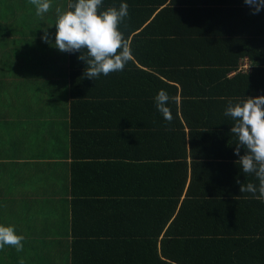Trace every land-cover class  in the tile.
Returning a JSON list of instances; mask_svg holds the SVG:
<instances>
[{"label":"crops","instance_id":"obj_1","mask_svg":"<svg viewBox=\"0 0 264 264\" xmlns=\"http://www.w3.org/2000/svg\"><path fill=\"white\" fill-rule=\"evenodd\" d=\"M68 3L51 0L52 8L41 17L31 0H0L1 23L34 31V41L21 44H9L18 36L4 31L0 44V224L25 237L22 251L7 245L0 250V264H20L21 259L24 264H264V201L239 191L237 179L259 182L236 163L237 137L230 131L234 121L224 115L225 109L212 108L206 123L214 126L215 134L223 128L227 136H213L212 146L196 157L187 147L184 157L158 158L155 144L140 138L114 155L109 135L115 127L109 126L118 121L102 106L88 110L95 113L85 115L88 133L77 136L72 147L67 52L42 39L47 29L54 42L56 8L67 10ZM156 12L135 11L119 27L128 30L129 22L144 18L139 27L129 29L132 34L143 31ZM115 87L121 94L133 92L122 82ZM119 111H127L121 124H156L150 108ZM245 151L241 147L240 155ZM184 170L186 184L177 196L173 179ZM177 198L168 217V200ZM205 205L218 212L244 208L247 215L206 218ZM179 208L183 215L194 214L173 218ZM184 225L196 242L210 230L237 243L217 251L221 259L204 260L201 249L176 255L172 251L170 258L168 231L172 229L175 239L188 238L181 231Z\"/></svg>","mask_w":264,"mask_h":264},{"label":"trees","instance_id":"obj_2","mask_svg":"<svg viewBox=\"0 0 264 264\" xmlns=\"http://www.w3.org/2000/svg\"><path fill=\"white\" fill-rule=\"evenodd\" d=\"M121 3L124 2L103 0L99 11L106 10L109 6L119 8ZM126 3L129 5V14L135 11L149 14H153L155 10L157 12L149 22L150 28H154L152 31H149L148 26L138 33L130 32L129 29L139 27L144 18L135 24L129 22L132 26L128 30H122L125 37L130 38L134 57L123 71L107 76L101 74L96 80L89 79L84 76L86 61L78 59L81 53L67 52L72 147L77 136L88 133L83 124L85 115H95L94 111L88 110L102 106L108 110L110 118L118 121L109 126L115 127L109 135V147L114 155L125 150L132 139L140 138L155 144L158 158L184 157L187 147L190 154L196 157L212 146L209 141H212L213 136H227L222 133L223 128L215 134L214 126L206 123L212 114V108L223 110L227 108L229 100L235 103L246 96L264 95L261 90L264 91L261 85H264V10L253 15L244 0H154ZM6 16L4 11L2 19ZM27 29L28 31L22 32L15 23L8 26L0 22V44L5 42L2 36L4 31L18 36L17 39L11 38L9 44L34 41L33 29ZM244 62L248 64L246 69L241 67ZM137 63L152 71L139 68ZM120 82L129 85L133 92L119 93L115 85ZM103 84L106 85L105 88L101 87ZM90 85L92 86L89 87ZM160 89H165L170 98L178 100L175 102L170 99L168 102L173 115L171 123L156 108L155 96ZM89 90L92 94L88 93ZM137 107L150 108L155 113L156 124L119 123L127 112L119 110ZM184 161L183 159L181 163ZM183 172L184 174H177L173 179L175 189L178 188L175 192L177 196L186 184L187 170ZM177 202L178 198L173 202L168 200V217L174 214ZM210 208L211 205H205L206 218L247 215L244 208L239 211L224 208L220 212L211 211ZM213 212V217L208 216ZM193 214L190 216L189 212L183 215L179 208L173 218H190ZM184 229L185 225L181 231L187 236L188 230L185 232ZM205 231V238L201 243L192 240L190 236L175 239L172 229L168 231V257L173 258L172 251L176 255L180 250H190L193 253L201 249L204 260L221 259L217 251L227 250L237 243L222 238L223 236L217 238L218 234L214 231ZM76 251L74 248V258Z\"/></svg>","mask_w":264,"mask_h":264},{"label":"clouds","instance_id":"obj_3","mask_svg":"<svg viewBox=\"0 0 264 264\" xmlns=\"http://www.w3.org/2000/svg\"><path fill=\"white\" fill-rule=\"evenodd\" d=\"M31 3L41 17L52 8L51 0H31ZM244 3L253 15L264 10V0H244ZM102 6L103 0H69L67 10L56 8L54 42L47 29H44L42 37L61 52L79 51L78 59L86 61L87 65L84 76L93 80L101 74L107 76L121 72L129 61L134 60L130 41L119 27L129 17V5L121 3L119 8L109 6L99 11ZM170 99L178 102L177 98H170L165 89H160L155 96L157 110L169 123L173 120L168 106ZM224 115L234 121L230 131L237 137L235 154L239 159L236 163L243 173L254 174L259 182L258 185L253 182L245 184L237 179L239 191L251 193L256 199L264 201V95L246 96L235 103L229 100ZM241 147L246 149L244 155H240ZM24 239L13 226L0 224V250L7 245L20 252ZM20 264H24L23 259Z\"/></svg>","mask_w":264,"mask_h":264},{"label":"built area","instance_id":"obj_4","mask_svg":"<svg viewBox=\"0 0 264 264\" xmlns=\"http://www.w3.org/2000/svg\"><path fill=\"white\" fill-rule=\"evenodd\" d=\"M242 68L246 69L248 68V64L246 62H244L242 65H241Z\"/></svg>","mask_w":264,"mask_h":264},{"label":"rangeland","instance_id":"obj_5","mask_svg":"<svg viewBox=\"0 0 264 264\" xmlns=\"http://www.w3.org/2000/svg\"><path fill=\"white\" fill-rule=\"evenodd\" d=\"M18 80H20V79H18Z\"/></svg>","mask_w":264,"mask_h":264}]
</instances>
